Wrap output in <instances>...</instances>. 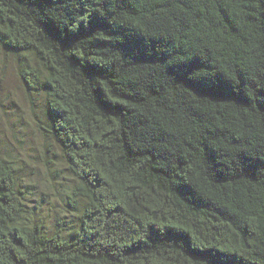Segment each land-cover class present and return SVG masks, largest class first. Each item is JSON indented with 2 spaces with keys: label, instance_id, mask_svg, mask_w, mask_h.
Masks as SVG:
<instances>
[{
  "label": "trees",
  "instance_id": "1",
  "mask_svg": "<svg viewBox=\"0 0 264 264\" xmlns=\"http://www.w3.org/2000/svg\"><path fill=\"white\" fill-rule=\"evenodd\" d=\"M0 45L80 214L26 223L0 154V264H264V0H0Z\"/></svg>",
  "mask_w": 264,
  "mask_h": 264
},
{
  "label": "rangeland",
  "instance_id": "2",
  "mask_svg": "<svg viewBox=\"0 0 264 264\" xmlns=\"http://www.w3.org/2000/svg\"><path fill=\"white\" fill-rule=\"evenodd\" d=\"M26 65L38 66L32 57L0 45V154L16 167L25 222L43 224L48 234L60 226L69 232L80 216L70 202L75 181L49 133L44 93L28 89L21 77Z\"/></svg>",
  "mask_w": 264,
  "mask_h": 264
}]
</instances>
